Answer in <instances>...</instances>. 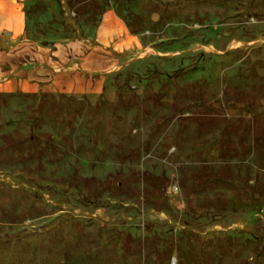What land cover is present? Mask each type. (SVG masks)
<instances>
[{
	"label": "rangeland",
	"instance_id": "1",
	"mask_svg": "<svg viewBox=\"0 0 264 264\" xmlns=\"http://www.w3.org/2000/svg\"><path fill=\"white\" fill-rule=\"evenodd\" d=\"M0 45L39 82L0 90V264H264V0H26Z\"/></svg>",
	"mask_w": 264,
	"mask_h": 264
},
{
	"label": "crops",
	"instance_id": "2",
	"mask_svg": "<svg viewBox=\"0 0 264 264\" xmlns=\"http://www.w3.org/2000/svg\"><path fill=\"white\" fill-rule=\"evenodd\" d=\"M26 0H0V36L6 35L9 39H19L25 28ZM118 16L117 14H115ZM113 13L107 17H115ZM0 45V54L2 52ZM13 83L27 90H35L38 79L35 77L20 76L18 72L6 76L0 62V90L12 88Z\"/></svg>",
	"mask_w": 264,
	"mask_h": 264
}]
</instances>
